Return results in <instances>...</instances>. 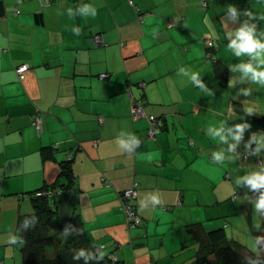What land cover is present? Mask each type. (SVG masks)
I'll return each mask as SVG.
<instances>
[{
  "label": "crops",
  "instance_id": "crops-1",
  "mask_svg": "<svg viewBox=\"0 0 264 264\" xmlns=\"http://www.w3.org/2000/svg\"><path fill=\"white\" fill-rule=\"evenodd\" d=\"M0 4V264H22L20 244L9 243L18 215L32 211V190L67 184L60 162L68 156L72 182L54 190L59 221L79 214L92 243L115 252L118 264H196L194 224L224 227L230 240L264 254L258 191L236 183L264 167V85L239 69L256 61L227 49L228 34L244 24L264 40V0H23L16 14V0ZM22 63L29 70L19 80ZM136 101L162 119L154 137L147 117L133 116ZM221 125L227 143L209 130ZM236 125H248L239 142L227 133ZM133 135L140 143L129 153L119 140L131 144ZM221 151L217 164L212 154ZM133 185L141 222L128 229L120 194ZM150 195L162 203L154 208Z\"/></svg>",
  "mask_w": 264,
  "mask_h": 264
},
{
  "label": "trees",
  "instance_id": "trees-1",
  "mask_svg": "<svg viewBox=\"0 0 264 264\" xmlns=\"http://www.w3.org/2000/svg\"><path fill=\"white\" fill-rule=\"evenodd\" d=\"M2 10L0 4V13ZM47 155H49L48 151L45 150L44 158ZM70 161L60 162V173L66 176L67 184L54 183L32 190L30 192L32 211L18 215L16 234L19 237L17 242L20 244L22 264H110L111 262L112 252L105 254L103 249H99L100 245L96 246L92 243L79 214L73 213L66 225H62L59 221L54 196L57 191L54 190L68 188L69 183L72 182ZM37 192L41 194L36 195ZM259 195L260 191H258ZM25 222L27 227L24 226ZM190 228L197 244L196 264H264V254L250 251L242 244L230 240L224 227L206 230L194 224ZM255 233L257 241L263 243L264 226ZM20 240H23L22 244ZM81 250L85 252L87 259L85 256L77 258Z\"/></svg>",
  "mask_w": 264,
  "mask_h": 264
},
{
  "label": "clouds",
  "instance_id": "clouds-1",
  "mask_svg": "<svg viewBox=\"0 0 264 264\" xmlns=\"http://www.w3.org/2000/svg\"><path fill=\"white\" fill-rule=\"evenodd\" d=\"M89 6H85L81 9V14L88 11ZM228 12L230 13V18L235 19L236 17V9L232 6L228 7ZM69 14H71V10H69ZM94 14V10H93ZM246 15L249 17L252 16L251 12H246ZM260 19H264V16H261ZM229 43L227 45V49L230 50L235 56L241 57L247 55L251 58L252 61H256V66H253V63H242L239 65V69L243 72L245 76H248L252 83H259L260 85H264V70H260L261 66H264V40L258 39L255 36V27L248 26L247 24L242 25L240 28L235 30L234 33H229ZM200 74L197 72H192L190 75V80L199 86V89H204V84L201 80L198 79ZM231 86L234 81H229ZM210 95V93H208ZM245 95H248V91L245 90ZM246 112L253 111L252 108H247ZM248 125H236L235 132L231 128L227 129V133L231 138L239 142L241 139V135L243 133L244 127ZM212 131L213 137H218L219 141L223 143H227V136H225L223 126L216 127L215 129H209ZM132 143H128L124 139L119 140V146L121 149L126 150L131 153L134 147H137L140 141L136 138V136H131ZM247 147V146H246ZM235 148V145H229L228 151L232 152ZM250 154H259V147L255 150V153ZM213 161L217 164H222L224 162V153L214 152ZM233 159V157H229V160ZM241 182L246 184L253 191H260V195L254 202V208L257 212L264 214V167H261L259 171H254L249 175H245L236 180V183L239 185ZM148 200L151 202L153 207L160 205L162 203L161 198L158 195H150ZM147 207V203L145 201L140 202V208ZM25 227H27V222H25ZM19 237L13 236L10 238L9 243L15 244ZM20 243H23V240H20ZM79 256H85V252L83 250L79 251L77 254V258ZM85 259L87 257L85 256Z\"/></svg>",
  "mask_w": 264,
  "mask_h": 264
},
{
  "label": "built area",
  "instance_id": "built-area-1",
  "mask_svg": "<svg viewBox=\"0 0 264 264\" xmlns=\"http://www.w3.org/2000/svg\"><path fill=\"white\" fill-rule=\"evenodd\" d=\"M22 1L23 0H16V5L14 7V14L19 12L18 5ZM37 1L40 3L41 6H48L50 4V0H37ZM93 40L96 45H99L103 42L102 36L100 34L94 35ZM205 45L207 47V52L205 55L206 60L214 61L215 58L211 52V50L214 47L213 41L211 39H205ZM28 70H29V66L26 63L17 65L15 67V72L18 76V79L23 80ZM99 76L101 78H104L107 76V74L103 73V74H100ZM131 108H132V114L134 117H142V116L147 117L149 121L147 137L148 138L154 137L155 133L163 126L162 119L154 115H145L140 101H136L132 105ZM101 120L102 118L100 119V121ZM32 124L34 125L37 133L40 134L42 131V119L39 113H35L34 115H32ZM67 160H71V156H68ZM39 194H41V192L36 193V195H39ZM136 197H137L136 185H133L132 187L124 189L120 194L121 207H122V210L126 218V224H127L128 229L138 226L141 222V218L136 214L135 209H134V200L136 199ZM102 248H103V245H100L99 249H102ZM110 261H111L110 264L117 263L118 259H117V255L115 252L111 253Z\"/></svg>",
  "mask_w": 264,
  "mask_h": 264
},
{
  "label": "rangeland",
  "instance_id": "rangeland-1",
  "mask_svg": "<svg viewBox=\"0 0 264 264\" xmlns=\"http://www.w3.org/2000/svg\"><path fill=\"white\" fill-rule=\"evenodd\" d=\"M210 228H212V227H210ZM210 228H209V229H210ZM192 242H194V243H195V240H193V239H192ZM255 253H258V252H255Z\"/></svg>",
  "mask_w": 264,
  "mask_h": 264
}]
</instances>
